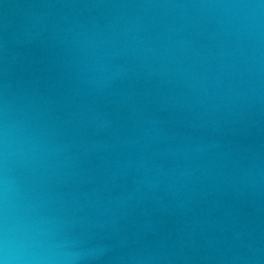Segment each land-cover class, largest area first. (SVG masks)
I'll use <instances>...</instances> for the list:
<instances>
[{"label": "water", "instance_id": "obj_1", "mask_svg": "<svg viewBox=\"0 0 264 264\" xmlns=\"http://www.w3.org/2000/svg\"><path fill=\"white\" fill-rule=\"evenodd\" d=\"M0 264H264V0H0Z\"/></svg>", "mask_w": 264, "mask_h": 264}]
</instances>
